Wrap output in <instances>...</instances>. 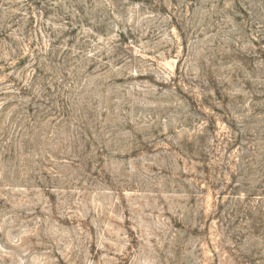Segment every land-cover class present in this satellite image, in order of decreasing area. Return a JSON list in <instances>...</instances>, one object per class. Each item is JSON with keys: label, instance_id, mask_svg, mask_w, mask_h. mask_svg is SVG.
<instances>
[{"label": "rangeland", "instance_id": "obj_1", "mask_svg": "<svg viewBox=\"0 0 264 264\" xmlns=\"http://www.w3.org/2000/svg\"><path fill=\"white\" fill-rule=\"evenodd\" d=\"M0 264H264V0H0Z\"/></svg>", "mask_w": 264, "mask_h": 264}]
</instances>
